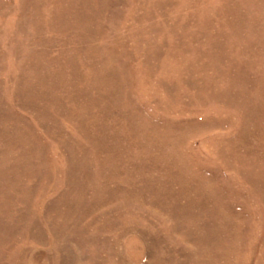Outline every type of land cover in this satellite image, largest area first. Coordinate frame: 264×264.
<instances>
[{"label": "rangeland", "instance_id": "obj_1", "mask_svg": "<svg viewBox=\"0 0 264 264\" xmlns=\"http://www.w3.org/2000/svg\"><path fill=\"white\" fill-rule=\"evenodd\" d=\"M0 264H264V0H0Z\"/></svg>", "mask_w": 264, "mask_h": 264}]
</instances>
